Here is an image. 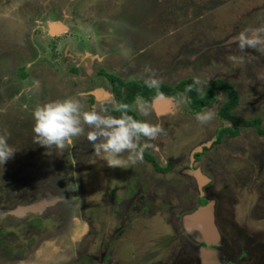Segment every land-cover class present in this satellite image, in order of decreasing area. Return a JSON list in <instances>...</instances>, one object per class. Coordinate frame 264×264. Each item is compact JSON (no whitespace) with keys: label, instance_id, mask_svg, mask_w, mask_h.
I'll return each mask as SVG.
<instances>
[{"label":"rangeland","instance_id":"obj_1","mask_svg":"<svg viewBox=\"0 0 264 264\" xmlns=\"http://www.w3.org/2000/svg\"><path fill=\"white\" fill-rule=\"evenodd\" d=\"M260 23L264 0H0V131L15 149L0 166V264H264V136L241 127L216 141L232 127L217 115L223 90L202 109L215 112L208 124L186 94L159 110L147 101L136 115L164 131L127 168L96 158L86 137L48 155L31 131L38 104L84 93L89 107L112 93L109 76L135 82L146 67L172 86L230 83L231 113L263 128L264 55L232 42Z\"/></svg>","mask_w":264,"mask_h":264},{"label":"clouds","instance_id":"obj_2","mask_svg":"<svg viewBox=\"0 0 264 264\" xmlns=\"http://www.w3.org/2000/svg\"><path fill=\"white\" fill-rule=\"evenodd\" d=\"M241 50L252 49L264 55V23L257 26L249 24L232 37ZM229 61L239 63L237 56ZM145 87L159 93L162 81L151 68L144 69ZM38 87V82H36ZM84 93L38 104L32 111L31 131L35 144L44 146L50 155L52 150L63 153L81 137H86L92 145L96 158L106 161L112 168H127L143 162V152L163 133L159 124L148 119H137L131 113L142 117L149 115V104L141 95L135 96L131 103L117 100L113 93L106 94L91 106L86 107ZM118 113L119 115H115ZM201 124L215 119L211 109L196 113ZM11 133L0 131V166L12 158L15 149L8 143ZM142 139L145 143L142 145Z\"/></svg>","mask_w":264,"mask_h":264},{"label":"trees","instance_id":"obj_3","mask_svg":"<svg viewBox=\"0 0 264 264\" xmlns=\"http://www.w3.org/2000/svg\"><path fill=\"white\" fill-rule=\"evenodd\" d=\"M75 69L73 68L72 71L75 72ZM108 82L116 99L127 103H131L137 95H141L146 101L151 102L158 96L176 97L186 94L187 104L194 113L201 112L204 107L212 105L216 100L217 91L223 90L227 94L228 100L217 115L220 119L229 121L232 127H222L216 135V141H219L223 134L235 137L241 127H254L259 135L264 136V127L260 128L259 119L242 120L231 113L238 104V93L230 83L223 80L215 79L206 85L203 90L191 79L182 80L174 86L161 84L159 93L145 87L143 80L124 82L118 77L109 76ZM115 114L119 115L118 113ZM131 114L139 119L136 113ZM145 156L153 163L155 170L165 172V168L158 166L151 156ZM201 203V205H204L206 202L201 201Z\"/></svg>","mask_w":264,"mask_h":264},{"label":"bare ground","instance_id":"obj_4","mask_svg":"<svg viewBox=\"0 0 264 264\" xmlns=\"http://www.w3.org/2000/svg\"><path fill=\"white\" fill-rule=\"evenodd\" d=\"M55 30H59V29L57 28V29H55ZM50 32H54V29H53L52 27H51V29H50ZM162 104L165 105L163 102H162V103L160 102L158 105L155 106V108H156L157 110H159V106L162 105ZM50 201H52V200L50 199ZM47 202H49V200L44 199V200H42L41 202L37 203L36 205L32 206L31 209H34V210L42 209L43 206L46 205ZM208 212H210V210H209V206H205V207L201 208L200 211L197 213L198 217H200V219L203 220V222H206V225L208 224L207 221H209V220H208V215H209ZM205 213H206V214H205ZM192 218H193V217H192ZM204 226H205V225H204ZM207 228H208V229H207V232L209 233V229L212 228V227H211V225L209 224V225L207 226ZM210 230H211V229H210Z\"/></svg>","mask_w":264,"mask_h":264},{"label":"water","instance_id":"obj_5","mask_svg":"<svg viewBox=\"0 0 264 264\" xmlns=\"http://www.w3.org/2000/svg\"><path fill=\"white\" fill-rule=\"evenodd\" d=\"M161 97H163V96H158V97H156L155 99H153L154 101H156L157 103L158 102H160V100H161ZM168 101V100H167ZM169 102V101H168ZM49 199V198H48ZM42 201V200H41ZM40 201V202H41ZM50 202H52V201H50ZM36 205V204H35ZM32 206H34V205H29V206H25V207H18V208H16L15 210H13V211H11L10 213L11 214H19V215H21V213H24V212H26V211H32V210H34V209H31V207Z\"/></svg>","mask_w":264,"mask_h":264},{"label":"flooded vegetation","instance_id":"obj_6","mask_svg":"<svg viewBox=\"0 0 264 264\" xmlns=\"http://www.w3.org/2000/svg\"><path fill=\"white\" fill-rule=\"evenodd\" d=\"M214 103H215V102H214ZM205 146H207V145H205ZM205 146H204V147H205ZM202 148H203V146H201V149H202ZM200 200H201V199H200ZM40 201H41V200H40ZM40 201H39V202H40ZM201 201H204V200H201ZM201 201H200V202H201ZM36 202H37V201H36ZM39 202H38V203H39ZM35 204H37V203H35ZM201 204H202V203H201ZM204 205H206V203H205ZM203 207H205V206H203ZM15 209H16V208H15ZM15 209H14V210H15Z\"/></svg>","mask_w":264,"mask_h":264},{"label":"crops","instance_id":"obj_7","mask_svg":"<svg viewBox=\"0 0 264 264\" xmlns=\"http://www.w3.org/2000/svg\"><path fill=\"white\" fill-rule=\"evenodd\" d=\"M216 100H217V98H216ZM171 103H172L171 100H169V104H170V105H171ZM167 107H168V106H167ZM159 108H161V106H159Z\"/></svg>","mask_w":264,"mask_h":264}]
</instances>
